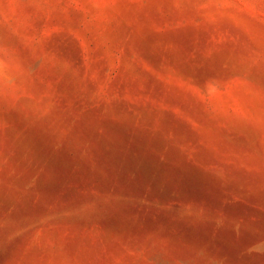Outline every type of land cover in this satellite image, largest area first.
<instances>
[{
  "label": "rangeland",
  "instance_id": "1",
  "mask_svg": "<svg viewBox=\"0 0 264 264\" xmlns=\"http://www.w3.org/2000/svg\"><path fill=\"white\" fill-rule=\"evenodd\" d=\"M0 264H264V0H0Z\"/></svg>",
  "mask_w": 264,
  "mask_h": 264
}]
</instances>
